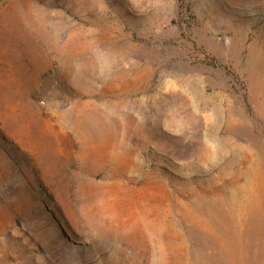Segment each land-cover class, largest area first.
<instances>
[{"label": "rangeland", "instance_id": "374dc122", "mask_svg": "<svg viewBox=\"0 0 264 264\" xmlns=\"http://www.w3.org/2000/svg\"><path fill=\"white\" fill-rule=\"evenodd\" d=\"M0 264H264V0H0Z\"/></svg>", "mask_w": 264, "mask_h": 264}]
</instances>
